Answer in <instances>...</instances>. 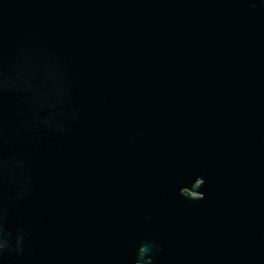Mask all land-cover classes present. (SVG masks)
Here are the masks:
<instances>
[{"label": "water", "instance_id": "1", "mask_svg": "<svg viewBox=\"0 0 264 264\" xmlns=\"http://www.w3.org/2000/svg\"><path fill=\"white\" fill-rule=\"evenodd\" d=\"M0 264H264V0H0Z\"/></svg>", "mask_w": 264, "mask_h": 264}]
</instances>
